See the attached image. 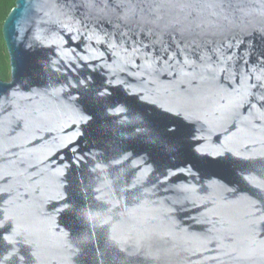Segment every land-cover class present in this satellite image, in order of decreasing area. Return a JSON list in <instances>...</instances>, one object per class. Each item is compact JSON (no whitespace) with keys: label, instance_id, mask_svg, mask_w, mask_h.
Listing matches in <instances>:
<instances>
[{"label":"water","instance_id":"95a60500","mask_svg":"<svg viewBox=\"0 0 264 264\" xmlns=\"http://www.w3.org/2000/svg\"><path fill=\"white\" fill-rule=\"evenodd\" d=\"M3 35L0 264H264V0H17Z\"/></svg>","mask_w":264,"mask_h":264},{"label":"trees","instance_id":"16d2710c","mask_svg":"<svg viewBox=\"0 0 264 264\" xmlns=\"http://www.w3.org/2000/svg\"><path fill=\"white\" fill-rule=\"evenodd\" d=\"M16 2L17 0H0V80L6 83L11 80V67L10 57L3 35V26L7 17L15 8Z\"/></svg>","mask_w":264,"mask_h":264},{"label":"snow or ice","instance_id":"6c2138e0","mask_svg":"<svg viewBox=\"0 0 264 264\" xmlns=\"http://www.w3.org/2000/svg\"><path fill=\"white\" fill-rule=\"evenodd\" d=\"M172 133H173V134L175 133V129H174V128L172 129Z\"/></svg>","mask_w":264,"mask_h":264}]
</instances>
